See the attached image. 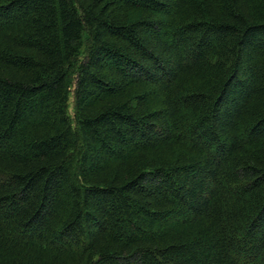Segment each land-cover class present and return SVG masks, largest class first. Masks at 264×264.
Wrapping results in <instances>:
<instances>
[{
  "label": "trees",
  "instance_id": "obj_1",
  "mask_svg": "<svg viewBox=\"0 0 264 264\" xmlns=\"http://www.w3.org/2000/svg\"><path fill=\"white\" fill-rule=\"evenodd\" d=\"M0 264H264V0H0Z\"/></svg>",
  "mask_w": 264,
  "mask_h": 264
},
{
  "label": "rangeland",
  "instance_id": "obj_2",
  "mask_svg": "<svg viewBox=\"0 0 264 264\" xmlns=\"http://www.w3.org/2000/svg\"><path fill=\"white\" fill-rule=\"evenodd\" d=\"M68 112H69V115L72 117L73 116V97H70L69 99Z\"/></svg>",
  "mask_w": 264,
  "mask_h": 264
}]
</instances>
